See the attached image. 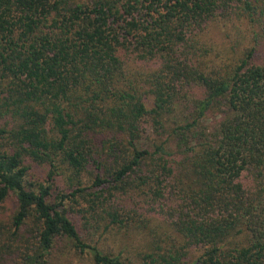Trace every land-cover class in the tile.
<instances>
[{
    "label": "trees",
    "instance_id": "16d2710c",
    "mask_svg": "<svg viewBox=\"0 0 264 264\" xmlns=\"http://www.w3.org/2000/svg\"><path fill=\"white\" fill-rule=\"evenodd\" d=\"M230 21L251 44L212 54L203 33ZM10 193L0 264H51L63 238L133 264L81 232L138 217L158 238L150 215L170 246L155 238L145 263L264 264V0H0V204Z\"/></svg>",
    "mask_w": 264,
    "mask_h": 264
},
{
    "label": "rangeland",
    "instance_id": "374dc122",
    "mask_svg": "<svg viewBox=\"0 0 264 264\" xmlns=\"http://www.w3.org/2000/svg\"><path fill=\"white\" fill-rule=\"evenodd\" d=\"M220 23H212L211 26L208 27L207 31H205L202 35L201 41L207 46L213 47V53H223L225 51L230 52V48L241 50L246 46L251 44L250 40V31L243 22L232 23L227 22L223 24L224 26L219 25ZM207 34V36H206ZM235 45V46H234ZM235 49V50H236ZM232 54V50H231ZM231 56H228L229 58ZM150 103L149 101L147 102ZM26 164L30 165L28 179L34 182H42L47 184V174L49 171V166L47 164H39L35 162H31L27 160ZM83 184L82 185H90L91 179L88 176V173H85L83 176ZM51 186L52 196L50 198L53 199L55 195L60 193L61 191H66L68 185L67 180V171L63 168H59L55 173L53 180L49 181ZM142 198H129L125 200L128 207L132 209H136L138 206L137 203ZM17 208L16 197L13 193H10L4 201L0 204V227L1 230L9 232L13 231V227L11 226V218ZM138 213L143 212V210L137 211ZM71 217L75 220L77 225L83 221L78 215L72 214ZM123 219H126L124 223L117 224L111 223L107 218L100 219L98 224H94L91 230L84 229L83 233L84 238L87 239L91 244L96 245L102 251L106 253H111L114 255L121 256L122 259L130 261L133 264H148L145 263L146 258H144V253L151 252L155 250V238L153 234L149 233L143 224H138V217L130 219L123 216ZM150 221L147 222L149 227H154L158 229V242L162 245V249H167L170 246V242L168 239L170 237L166 232H168V228H166L165 221L159 220L157 216L150 215L148 217ZM98 228H94L97 227ZM27 228V225L24 227V230ZM32 228L29 227L28 229ZM10 243L13 247H17L23 243L19 240H11ZM161 249V250H162ZM20 253L19 249L17 250ZM17 251L13 254H17ZM165 251V250H162ZM201 252L200 249L194 248L190 249L188 253V258L192 260L196 254ZM51 264H92L90 260V256L88 253H80L71 247L70 243H68L65 238L59 239L54 247L51 250L50 255ZM185 264H187L184 261Z\"/></svg>",
    "mask_w": 264,
    "mask_h": 264
}]
</instances>
